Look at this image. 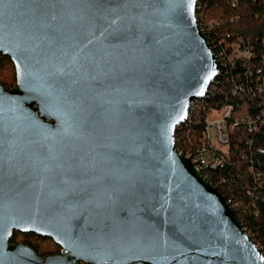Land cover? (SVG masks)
<instances>
[{"label": "water", "instance_id": "obj_1", "mask_svg": "<svg viewBox=\"0 0 264 264\" xmlns=\"http://www.w3.org/2000/svg\"><path fill=\"white\" fill-rule=\"evenodd\" d=\"M197 1L0 0V264H264L175 144L219 67Z\"/></svg>", "mask_w": 264, "mask_h": 264}, {"label": "trees", "instance_id": "obj_2", "mask_svg": "<svg viewBox=\"0 0 264 264\" xmlns=\"http://www.w3.org/2000/svg\"><path fill=\"white\" fill-rule=\"evenodd\" d=\"M197 12V11H196ZM206 13H209L207 18ZM206 21H214L211 40L215 43L225 42L224 48L240 38L246 46L253 49L256 59L253 64L260 66L261 55L264 54V2L261 0H240L231 6L226 0H209L203 10ZM5 64L13 65L9 58L0 55V85L10 89L1 77ZM245 67L237 63L227 71V79L218 78L209 87L208 97L191 105L189 120L177 127L175 144L178 150L193 152L200 145L206 119L213 109L225 105L233 106L234 117L240 118L259 112L264 108V96L253 97L236 91L241 82H248ZM15 78V75H14ZM236 91V92H235ZM258 103H261L260 108ZM252 170V171H250ZM259 175L257 182L255 175ZM208 182L218 188L230 205H236L234 212L245 232L255 246L260 247L264 257V120L256 132L247 126L239 125L229 132V149L223 166L210 171ZM28 245L41 256L54 253L42 252L36 241L47 239L26 238ZM16 235L12 242H16ZM51 242V241H48ZM52 243V242H51ZM53 244V247H57Z\"/></svg>", "mask_w": 264, "mask_h": 264}, {"label": "built area", "instance_id": "obj_3", "mask_svg": "<svg viewBox=\"0 0 264 264\" xmlns=\"http://www.w3.org/2000/svg\"><path fill=\"white\" fill-rule=\"evenodd\" d=\"M208 1L209 0L197 1L195 16L199 27L206 36L207 42L219 62V67L213 82L218 85L221 80L219 79L216 81V79L219 77L227 79V71L231 70L235 64L239 63L242 67H245L246 71L244 74H248L249 81L241 82L237 85L236 91L250 94L253 97L264 96V54L261 55V64L258 66L253 64V60L256 59L255 52L251 47L246 46L242 39H236V41L230 43L227 48H224L225 42L223 43L219 41L218 43H215L212 41L210 39L211 32L213 31L215 24L214 21H206L203 14V10L206 9ZM226 1L231 6H236L240 2V0ZM261 1L264 2V0ZM208 91L209 88L207 92ZM207 92L202 98L194 101L192 104L196 106L195 103L197 101L202 100L204 97L207 98ZM260 105L261 103H258L259 108ZM214 114H218L219 116L213 118L212 115ZM188 120L189 118H187L185 123H187ZM263 120L264 108L259 109V112L256 114L240 118L234 117L233 106L231 105H225L220 109H213L206 119L199 147L193 152L183 153L178 150L179 154L189 159L194 165V168L204 177V179L207 180L211 170L221 167L225 163V156H227L229 149V132L239 125L247 126L249 130L256 132L260 129ZM255 179L257 182L260 181L258 174L255 175ZM230 206L233 210L236 208V205ZM257 249L260 251V247H257Z\"/></svg>", "mask_w": 264, "mask_h": 264}, {"label": "rangeland", "instance_id": "obj_4", "mask_svg": "<svg viewBox=\"0 0 264 264\" xmlns=\"http://www.w3.org/2000/svg\"><path fill=\"white\" fill-rule=\"evenodd\" d=\"M206 16H207V18L211 19V17H209V13H206ZM1 77L9 88H13V86H15L14 71L9 64L4 65V68L1 72ZM217 116H219V115L218 114L212 115L213 118L217 117ZM17 240H21V238L18 237ZM34 242L36 243V245L39 247V249L42 252H49V251L56 252L57 251L56 248L53 247V244L51 242L36 241V240H34Z\"/></svg>", "mask_w": 264, "mask_h": 264}, {"label": "flooded vegetation", "instance_id": "obj_5", "mask_svg": "<svg viewBox=\"0 0 264 264\" xmlns=\"http://www.w3.org/2000/svg\"><path fill=\"white\" fill-rule=\"evenodd\" d=\"M3 56V55H2ZM8 58V57H7ZM12 63V62H11ZM13 65V64H12ZM13 68H14V66H13ZM14 75H15V69H14ZM15 86H16V78H15ZM15 86H13V87H15ZM7 89V88H6ZM11 89V88H10ZM14 235H16V237L18 238V237H20L21 238V240H16V242H12V238H13V236ZM32 238L33 239V237H39V236H37V235H35V234H32V233H26V234H24V233H20V232H16V231H14L13 232V235H12V238H11V243L12 244H16V245H24V246H28V247H30L33 251H34V248L32 247V246H30V245H28L27 244V242H26V238ZM39 238H43V237H39ZM43 239H47L48 241H51L52 243H54L51 239H48V238H43ZM54 245L57 247V251L56 252H54V253H51V254H47V255H45V256H57V255H60L61 254V247H59V246H57L55 243H54ZM35 252V251H34ZM36 253V252H35ZM36 254H38V253H36ZM39 256H41L40 254H38ZM42 257H44V256H42Z\"/></svg>", "mask_w": 264, "mask_h": 264}]
</instances>
